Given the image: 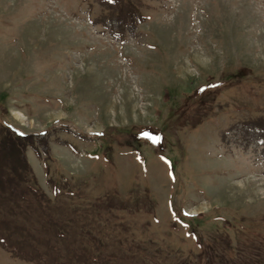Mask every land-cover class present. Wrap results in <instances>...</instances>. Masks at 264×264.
<instances>
[{
	"label": "rangeland",
	"instance_id": "obj_1",
	"mask_svg": "<svg viewBox=\"0 0 264 264\" xmlns=\"http://www.w3.org/2000/svg\"><path fill=\"white\" fill-rule=\"evenodd\" d=\"M14 136L0 264H264V0H0Z\"/></svg>",
	"mask_w": 264,
	"mask_h": 264
},
{
	"label": "trees",
	"instance_id": "obj_2",
	"mask_svg": "<svg viewBox=\"0 0 264 264\" xmlns=\"http://www.w3.org/2000/svg\"><path fill=\"white\" fill-rule=\"evenodd\" d=\"M17 137L14 136V140H16L17 142H13L12 144L5 143L6 147L4 148L3 145L0 144V152L15 153L18 157V159H15L14 161L12 160V158L7 159L6 161L8 162V164H6V162L1 163L2 166L0 167V205L2 203L4 204L5 199L11 198L10 201L14 202L16 200H21L20 198L24 197L23 194H20V189L22 190L23 187L22 184L29 179L27 175L30 174L31 172L28 160L26 159V156L23 153L24 152L23 148L25 147L26 144H23V141L18 140ZM4 141L5 140L1 138L0 142H4ZM8 189L9 191H7ZM31 189L32 188H30V190ZM35 193L37 192L35 191ZM40 197L41 196H37V198ZM6 203H10V202H6ZM7 208L10 209L11 207L8 206ZM215 246L216 244L209 246L204 250L205 254L207 253L208 256L207 258L208 264H244L242 258H240V260H235L232 257L233 255L229 253L230 248H232L231 242L222 241L219 244H217V248H214Z\"/></svg>",
	"mask_w": 264,
	"mask_h": 264
},
{
	"label": "snow or ice",
	"instance_id": "obj_3",
	"mask_svg": "<svg viewBox=\"0 0 264 264\" xmlns=\"http://www.w3.org/2000/svg\"><path fill=\"white\" fill-rule=\"evenodd\" d=\"M155 139H158V138H155Z\"/></svg>",
	"mask_w": 264,
	"mask_h": 264
},
{
	"label": "bare ground",
	"instance_id": "obj_4",
	"mask_svg": "<svg viewBox=\"0 0 264 264\" xmlns=\"http://www.w3.org/2000/svg\"><path fill=\"white\" fill-rule=\"evenodd\" d=\"M22 116V115H21Z\"/></svg>",
	"mask_w": 264,
	"mask_h": 264
}]
</instances>
